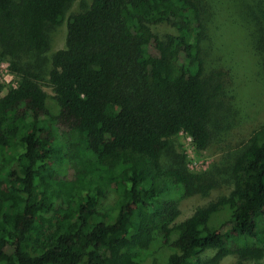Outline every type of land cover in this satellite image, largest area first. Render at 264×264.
Returning <instances> with one entry per match:
<instances>
[{"label": "trees", "instance_id": "obj_1", "mask_svg": "<svg viewBox=\"0 0 264 264\" xmlns=\"http://www.w3.org/2000/svg\"><path fill=\"white\" fill-rule=\"evenodd\" d=\"M75 1L0 0V58L19 78L2 94L0 73V264H143L162 248L151 264L259 263L264 124L205 171L174 144L184 132L208 149L235 104L236 79L207 56L223 66L216 20L241 0H78L67 15ZM248 1L264 30V0Z\"/></svg>", "mask_w": 264, "mask_h": 264}, {"label": "rangeland", "instance_id": "obj_2", "mask_svg": "<svg viewBox=\"0 0 264 264\" xmlns=\"http://www.w3.org/2000/svg\"><path fill=\"white\" fill-rule=\"evenodd\" d=\"M251 8V3L248 0H241L238 2V12L234 10H224L220 12L219 18L216 20L217 38L215 42L225 48L227 43L226 56L223 51L217 52V60L223 63V66L215 63L213 54H209L208 64L210 67L218 66V71H229V76L234 77L233 82L237 81L238 88L235 90L236 100L235 104L225 107L219 111L221 117L215 119V138L212 146L203 151H198L193 144L191 137L187 133H180L174 139L175 149L177 153L185 158L187 167L194 171H205L214 163H221L225 161V155L234 150L241 144H244L251 136L254 129L264 124V54L260 56L252 50L251 38H244V28L248 25L247 20L257 28L256 39L254 40L257 46H264V30L261 29L258 15L255 14ZM78 9V0L71 5L67 15ZM249 10V11H248ZM245 11L248 15L242 14ZM252 11V12H251ZM235 18H231V16ZM257 23V24H256ZM253 26V28H254ZM54 35L53 49L57 50L64 48L66 45L67 21L62 26L58 27ZM250 36V35H249ZM252 36V35H251ZM236 37V42L233 40ZM234 38V39H233ZM241 38V46L238 43ZM250 40V41H248ZM251 46V47H250ZM216 49V48H215ZM212 52L213 49H210ZM217 51V50H216ZM211 69L209 74L212 73ZM0 73L5 83V88L2 94H5L10 87L18 84V76L13 72L11 65L0 58ZM262 77V78H261ZM42 87L50 95H54V89L47 81L42 82ZM238 90V92H237ZM231 92V82L230 91ZM224 104V103H223ZM227 105V104H224ZM218 126V128L216 127ZM222 176V174L220 175ZM227 187H219L212 189L207 195L197 194L185 198L181 202L180 216L177 221L184 220L193 214L199 207L207 204L210 201L218 199L220 196L227 194ZM171 252L169 248H162L155 254L150 255L143 264H151L154 258L165 260L167 255ZM256 264H264V258Z\"/></svg>", "mask_w": 264, "mask_h": 264}, {"label": "built area", "instance_id": "obj_3", "mask_svg": "<svg viewBox=\"0 0 264 264\" xmlns=\"http://www.w3.org/2000/svg\"><path fill=\"white\" fill-rule=\"evenodd\" d=\"M1 79H2V77H1ZM2 81H3V79H2Z\"/></svg>", "mask_w": 264, "mask_h": 264}]
</instances>
